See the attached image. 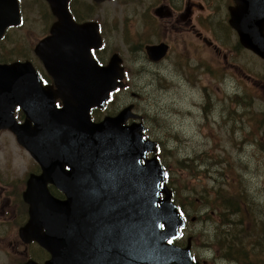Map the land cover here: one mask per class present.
Segmentation results:
<instances>
[{
	"label": "flooded vegetation",
	"instance_id": "1",
	"mask_svg": "<svg viewBox=\"0 0 264 264\" xmlns=\"http://www.w3.org/2000/svg\"><path fill=\"white\" fill-rule=\"evenodd\" d=\"M110 1L114 3L104 7L107 0L96 3L95 15L104 47L95 50L94 55L100 63L106 62L109 53L121 50L136 60V72L139 74L159 76L180 72L188 87L199 86L198 99L188 100L183 108L186 118L204 120L198 128L212 126L219 130L229 114L243 116L246 112L252 113L251 107L254 106L256 112H261V120L245 115V126L250 131L261 129L264 133V108L258 109L260 103L252 98L253 93H240L247 98L235 99L227 112L221 108L215 92L221 75L227 82L234 80L235 93L246 85H251L254 93L264 91V76L250 72L258 65L257 58L240 44L237 32L230 25L225 0ZM72 4L79 6L77 0ZM109 6L116 7L115 15L109 16L105 11ZM27 22L25 19L21 25L4 30L0 37V62L10 63L31 56L25 41L35 36L31 30L35 23L27 27ZM159 43L167 44V55L159 61H152L146 48ZM135 88L139 90L138 86ZM240 126L244 125L240 123ZM169 128L176 130L178 126L171 121ZM7 159L0 150V264H8L10 248L20 255H26L30 249L20 239L18 223L14 221L15 217L28 213V206L22 201L23 186L12 178Z\"/></svg>",
	"mask_w": 264,
	"mask_h": 264
},
{
	"label": "water",
	"instance_id": "2",
	"mask_svg": "<svg viewBox=\"0 0 264 264\" xmlns=\"http://www.w3.org/2000/svg\"><path fill=\"white\" fill-rule=\"evenodd\" d=\"M247 38V44L264 56V40L262 39V42L258 44L252 37L248 36ZM117 67V62L113 60L105 71H112V69L115 70ZM27 84L29 87H25L24 90L30 95L34 89L30 86L34 85L36 87L38 80L29 75ZM110 90L107 87L90 90L91 96L87 101V112L85 114L82 113L83 107L77 106L78 112L75 115V120L76 124H83L84 136H80L76 131L72 132V118L60 124L55 123L56 119H63L67 115H71V107L56 109L53 99L42 100L41 105L46 116H38L34 120L35 127L32 135L35 144H42L43 147H52V149L59 152L62 151L65 155L73 156L72 158L77 162L91 165L89 176H92V178L87 185H79L76 190L72 191V196H77L81 191L84 194L86 190L91 193L97 187L105 194L107 190L116 189L120 192L122 204L130 209L131 213L136 217L139 215L150 218L153 212L157 213V217L167 214L166 211L175 213V206L169 203L170 193L161 201L162 205L160 208H154L156 198L162 191L160 184L164 179V171L156 157L146 159L145 163H143L147 151L156 150L155 142L143 140L142 129L139 125L128 127L121 125L126 120L130 108L122 112V117L119 115L114 118H106L100 123L91 121L89 115L90 107L103 103ZM67 103L72 104V97L67 100ZM32 113L33 110L28 111L30 116ZM9 125L14 129L16 127V130L20 131L27 127L29 123L18 124L14 118L9 123H2V126ZM76 130L81 131L78 128ZM21 140L29 147H36L32 143L31 134L21 137ZM106 171L118 172V183H109L102 186ZM163 191L166 192L165 189ZM48 195L45 193V202L29 199L32 203L31 211L33 209V217L23 228V234L30 239H39L51 251L53 258L49 261V264H89V258L91 257L87 252L90 247L86 244V240H88L86 217L82 215L80 210L69 209V206L55 201L49 193ZM90 197L92 200L89 203L92 205L94 203L93 196L90 195ZM38 204L41 205L42 209L39 219L37 217ZM59 211H61L60 214ZM162 218L167 217L163 216ZM178 222V220L175 223L168 221V230L166 229V232L159 230L158 218L153 220L157 244L161 249L170 250L168 257L172 260L170 261L166 254L164 260L167 262L163 264H171L172 262L176 264H192L187 256H180L178 253L171 251V247L165 245L167 235L170 233L169 230L171 229L174 232ZM40 226H44L46 229L45 235L39 233ZM50 237L53 238L52 243L50 242ZM142 238V235H133L126 241L131 248H134L137 243L141 242Z\"/></svg>",
	"mask_w": 264,
	"mask_h": 264
},
{
	"label": "rangeland",
	"instance_id": "3",
	"mask_svg": "<svg viewBox=\"0 0 264 264\" xmlns=\"http://www.w3.org/2000/svg\"><path fill=\"white\" fill-rule=\"evenodd\" d=\"M105 11L108 12V15H115L116 14V7L114 6H109L108 8L105 9ZM147 92H149V97H150V102H143V107L144 109L149 113V114H154L156 113L159 109H162L161 113L159 114V117L161 118V120L163 122H167V120L171 121L170 117L167 115V110L176 106L178 108H182L185 104L186 101V92H185V87H175L170 88L166 91L163 92H159L164 96H158L155 94V91H153V87H147V89L145 90ZM125 100H128L127 96L121 94L120 95V102H123ZM172 118V117H171ZM174 124H178L180 126H182L181 130L184 131V133L188 136H190L191 138L188 139H184L182 137V139L180 141H175L173 139H167L164 137H160L164 142H166V144L168 145V148L171 149H175V147H179L180 150V157L187 155L188 153H192L194 149H197L199 147H202L205 143L204 141H206V139L200 138V137H195L194 133L191 132L192 131V127L190 126V124L187 121H182L181 118L175 117L174 119H172ZM152 138V137H151ZM16 138L14 137V135H10L7 134L5 136L0 137V145H5V146H11V149L13 151L12 153V161L13 163L21 170L23 171L26 167L27 164V158L20 156L18 154H15L16 151L14 149V146L17 145V147L19 148V145L15 143ZM14 144V145H13ZM206 146L210 147V144H207ZM23 154H27L26 150L22 149ZM168 161L172 164L173 163V159H168ZM166 160V162H168ZM250 179L253 182H256V179H252L250 177ZM195 182V181H194ZM192 181V183H194ZM207 182V180H203L199 183V187H201L202 185H204ZM199 193H204V191H202V189H199L197 191L196 194Z\"/></svg>",
	"mask_w": 264,
	"mask_h": 264
},
{
	"label": "trees",
	"instance_id": "4",
	"mask_svg": "<svg viewBox=\"0 0 264 264\" xmlns=\"http://www.w3.org/2000/svg\"><path fill=\"white\" fill-rule=\"evenodd\" d=\"M239 233L241 235V237H240L241 238L240 246H239V248L236 251H234V252L229 254V258H233V259H236V260H245L246 257H247V253H248L249 249H248V246L245 245L243 243V241H242L243 235H245L244 234L245 232L242 231V230L241 231L239 230Z\"/></svg>",
	"mask_w": 264,
	"mask_h": 264
},
{
	"label": "snow or ice",
	"instance_id": "5",
	"mask_svg": "<svg viewBox=\"0 0 264 264\" xmlns=\"http://www.w3.org/2000/svg\"><path fill=\"white\" fill-rule=\"evenodd\" d=\"M161 227H163V225H161ZM171 243V241H169Z\"/></svg>",
	"mask_w": 264,
	"mask_h": 264
}]
</instances>
